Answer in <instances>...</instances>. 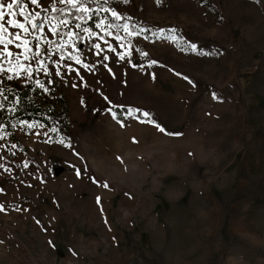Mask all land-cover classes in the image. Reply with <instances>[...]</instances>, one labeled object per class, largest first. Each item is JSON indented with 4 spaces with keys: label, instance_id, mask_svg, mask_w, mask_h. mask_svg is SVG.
<instances>
[{
    "label": "rangeland",
    "instance_id": "rangeland-1",
    "mask_svg": "<svg viewBox=\"0 0 264 264\" xmlns=\"http://www.w3.org/2000/svg\"><path fill=\"white\" fill-rule=\"evenodd\" d=\"M11 2L0 264H264V0Z\"/></svg>",
    "mask_w": 264,
    "mask_h": 264
},
{
    "label": "trees",
    "instance_id": "trees-1",
    "mask_svg": "<svg viewBox=\"0 0 264 264\" xmlns=\"http://www.w3.org/2000/svg\"><path fill=\"white\" fill-rule=\"evenodd\" d=\"M140 32L147 38L154 35L150 31V28H145ZM163 34L173 40L175 44L180 45L181 38L176 32L165 29V33ZM24 108H33V103L30 101V98H28L25 89L9 87L8 85L0 86V118H5V114L8 112L13 113L14 111L18 113V117L20 118L25 116V118L30 119V117L35 116L34 111H29L27 113L22 112L21 114L18 112L20 109L21 111L25 110ZM35 118L42 119L41 121L45 122L44 118L38 116Z\"/></svg>",
    "mask_w": 264,
    "mask_h": 264
},
{
    "label": "snow or ice",
    "instance_id": "snow-or-ice-1",
    "mask_svg": "<svg viewBox=\"0 0 264 264\" xmlns=\"http://www.w3.org/2000/svg\"><path fill=\"white\" fill-rule=\"evenodd\" d=\"M23 2H24V0H12L11 3L7 4V8H8V9H13L14 6H18V5L22 4ZM61 2H65V0H61ZM66 2H67L68 4H71L73 7H76V6H77V0H66ZM30 3H31V4H38V0H30ZM3 8H4V5H3V4H0V44L5 45V49H6V48H7V44H11V43L13 42V40H12L11 38H9V39L6 40V39L4 38V35H3L4 33H6V32L8 31V29L5 27V24L3 23L4 18H5V13H4V11L2 10ZM80 8L83 9V5H82V4L80 5ZM83 10H84V11H87V9H83ZM112 14H113L114 16L117 15V13H116L114 10H113ZM13 15H15V13H13ZM20 15H21V16H26L25 12H23V11L20 12ZM35 16L38 17V16H39V13L37 12V13L35 14ZM33 19H34V18H33ZM7 23H8V25L11 26V27H18V28H20V29H23L24 31H27V28L25 27L24 23H21V22H19V21H15V20H12V19L8 20ZM32 27H33V29H35V28L37 27V25H36L35 23H33V24H32ZM85 31H88V29H85ZM69 35H71V33H69ZM19 38H20V37H19V35L17 34V35L15 36V39H19ZM24 43L27 44L28 41L25 40ZM16 46H17V47H20L19 44H17ZM96 47L98 48L99 45H96ZM192 47L195 48L196 46L193 45ZM0 55H2V53H0ZM7 55H8V56H13L14 54H13L12 52L9 51V52H7ZM27 58H28V57L25 56V59H27ZM77 62L79 63V59H78V58H77ZM152 63L154 64V63H156V61H152ZM2 70H3V69L0 68V71H2ZM28 71L31 72V71H33V69L29 68ZM57 74H59V73L57 72ZM8 79H12V77L10 76V77H8ZM37 83L39 84L40 82L37 81ZM132 111H133L132 109H129V114H131ZM137 111H139V110L137 109ZM144 115L147 116V115H149V114H148V113H144ZM113 118H114V119L116 118V114H115V113H113ZM150 122H151V121H150ZM32 126H33V125H29V127H32ZM157 127H159V125H157ZM160 130L163 131L162 128H161ZM52 131H55V129H52ZM79 174H80V172H79V170H78V171H77V175H79ZM104 186L107 187L108 185L105 184ZM97 200H98V203H99L100 198H97ZM0 210H2V208H0Z\"/></svg>",
    "mask_w": 264,
    "mask_h": 264
}]
</instances>
